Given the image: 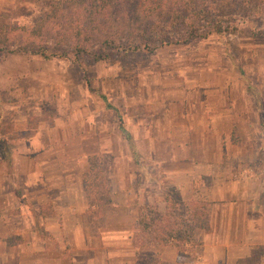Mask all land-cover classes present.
<instances>
[{
  "label": "crops",
  "instance_id": "crops-1",
  "mask_svg": "<svg viewBox=\"0 0 264 264\" xmlns=\"http://www.w3.org/2000/svg\"><path fill=\"white\" fill-rule=\"evenodd\" d=\"M189 70L193 72L189 74ZM224 70L208 67L199 59L193 61L177 70L179 83L162 85L155 103H151L154 101L149 98L151 93H144L141 105L132 102L123 106L124 111L131 106V114L118 109L121 115L115 125L101 122L98 139L90 133L82 138L94 142L93 150L82 152L109 155L115 174L123 169L120 160H125L127 166L132 164L143 177L147 189L159 185L161 195V189L169 186L177 191L181 201L210 203L208 226L196 232L201 247L193 255L189 253L181 258L175 248L152 247L148 243L165 264H236L247 259L257 246L263 248L261 264H264V194L253 191V179L247 177L242 166L248 162L245 155L252 151H244L238 144L231 149L229 161L222 162V153L228 152L227 145L228 148L236 145L228 139L256 134L257 121L245 87L235 85L228 89L223 84L225 80L219 83L217 74ZM208 73L212 75L209 81ZM152 84L145 83L142 87L147 89ZM137 105L141 107L138 114L134 110ZM93 115L89 114L91 118ZM261 124L259 118L258 125ZM124 131L132 151L125 146ZM114 138L119 140V145ZM223 140H226L224 148ZM76 141L75 135L70 137L65 151L76 153ZM17 142V146L22 143L23 149L15 148L9 170L0 162L4 168L0 171V264H112L110 254L118 250L117 246L123 248L117 241L113 245L103 242L105 255L93 261L84 240L80 219L87 206L79 176L86 166L78 174L75 165L69 171L63 163H55L51 158L41 164L37 160L29 162L30 154L64 144V141L56 144L51 132L43 136L35 133ZM129 152L135 153L137 161ZM225 167H230L228 172ZM124 174H120V180ZM109 196L110 208L127 204L128 194L121 186L112 189L109 185ZM146 197L144 206L151 198L148 192ZM11 211H15L14 218L8 216ZM107 233L116 235L123 230L117 227ZM141 249L126 250L129 254L134 252L130 254L133 262L144 252ZM64 252H70V257H65Z\"/></svg>",
  "mask_w": 264,
  "mask_h": 264
},
{
  "label": "rangeland",
  "instance_id": "rangeland-1",
  "mask_svg": "<svg viewBox=\"0 0 264 264\" xmlns=\"http://www.w3.org/2000/svg\"><path fill=\"white\" fill-rule=\"evenodd\" d=\"M243 1L234 0L236 4H233L237 6ZM249 1L252 2L248 6L246 3L240 6L235 15L222 18L235 28V34H210L204 39L188 41L185 45L158 46L148 31L155 20L145 18L133 1L119 4L118 8L114 7L110 11V15L116 18L117 22L108 23V32L103 37H112L114 43L111 45L103 46L100 42L102 38L83 40L75 37L72 32L65 31V25L73 18L69 9L63 10L62 15L52 19L37 39L26 38L17 31L12 32L9 41L12 50L21 46L30 51L42 46L48 50L57 49L60 53L63 52L66 58L44 60L33 54L1 57L0 162H4L9 170L8 164L14 157L13 151L22 146V143L17 146L18 139L26 140L35 133H41L43 136L46 132H51L56 144L63 141L64 144H58L57 149L51 147L48 151L42 149L30 154L29 162L37 160L41 164L51 158L55 163H63L69 171L71 165H75V172L79 174L85 167L87 156L82 150L94 149L93 140L82 139L84 134H93V137L98 139L101 134V122L115 125L121 112H133L131 106L127 111H124L123 106L131 105L132 102L141 105L144 102V93H151L149 98L154 99L151 103H155L162 85L179 83L177 70L199 59L208 67L226 68L217 74L219 83L225 80L223 84L228 89H233L235 85L245 87V92L251 97L257 133L250 134L248 138H229V143L233 140L236 145L228 148L226 143L228 152L222 153V162L229 161L231 149L234 150L238 144H241L239 146L244 151H252L250 155H245L248 162L242 166L245 167L247 177L253 179V191L264 194V0ZM250 9L253 10L249 11ZM48 13L49 8L45 0H0V24L10 27L29 28L34 21L47 16ZM214 14L217 15V11H214ZM207 29L205 23L199 24L197 33L203 35ZM182 31L179 28L177 34ZM177 34L174 35L176 38L184 36ZM128 41L137 45L138 50H125ZM143 43H147L152 50H143ZM76 45L82 46L86 54L77 56L73 50ZM203 55L206 57L201 60ZM74 61H77V64ZM192 72L189 70V74ZM211 73H208V81ZM152 82L154 84L151 87H142V84ZM140 108L138 105L134 106L137 114ZM118 109L121 110L120 113ZM89 114L94 115L91 118ZM259 118L262 121L261 126L258 125ZM73 135L77 140L74 144L76 153H68L65 151L68 147L67 140ZM126 136L124 131L125 146L132 151L129 137ZM114 139L119 145V140ZM225 141L223 140L222 148ZM61 145L63 147H60ZM100 155L103 158V173L107 179L110 178L109 185L112 189L117 188V185L121 186L128 194V200L125 206L109 208L98 220L81 217L84 240L93 261H98L105 255L103 242L113 245L117 241L123 248L119 249L117 246L118 250L110 254L113 256L112 264H139L143 258L151 255L153 249L147 242L141 249L144 252L138 255L137 262H133L134 258L130 254L134 252L129 254L126 250L139 248L130 245V237L133 234L130 226L136 211L144 206L142 202L147 199V192L151 196L148 205H155L160 212L163 211L159 185H152L147 189L143 177L132 164L127 166L125 160H120L123 169L115 174L113 160L109 155ZM129 155L137 161L135 153L129 152ZM3 169L0 167V171L3 172ZM225 169L228 172L230 167ZM123 173L124 178L120 180V174ZM146 180L149 179L146 177ZM154 180L157 181L156 178ZM27 207L30 211L29 203ZM210 207L211 205L209 211ZM15 215V211L8 214L11 218ZM117 227H121L123 233H107ZM189 253L193 255L195 249L188 250L187 255ZM64 255L70 257V252H64ZM82 257L79 256V259ZM159 264L165 262L159 259Z\"/></svg>",
  "mask_w": 264,
  "mask_h": 264
},
{
  "label": "trees",
  "instance_id": "trees-1",
  "mask_svg": "<svg viewBox=\"0 0 264 264\" xmlns=\"http://www.w3.org/2000/svg\"><path fill=\"white\" fill-rule=\"evenodd\" d=\"M131 1L145 18L155 20L148 31L158 46L185 45L188 41L204 39L210 34H235V28L222 18L235 15L240 6L245 3L248 6L252 2L244 0L236 6L234 0H45L49 13L34 21L29 28L0 24V59L4 56L25 54L38 55L44 60L66 58L65 54L57 49L48 50L40 46L26 51L18 46L12 50L9 45L10 35L15 31L26 38L41 37L45 26L58 15H62L65 9L73 13V18L64 27L65 31L72 32L75 37L83 40L102 38L100 42L103 46L111 45L114 43L113 38L103 37L108 32V23L116 21L110 11L114 7L118 8L119 4ZM251 10L253 9L249 11ZM214 11L218 14L215 15ZM202 23H205L208 29L206 33L199 35L197 32L199 24ZM63 26L64 24L61 28ZM179 28L183 30L182 38L174 36L179 33ZM126 44L125 50H138L137 45L131 41ZM141 46L145 51L152 50L147 43ZM73 50L77 56L86 54V50L80 45L73 47ZM74 62L77 64V61ZM85 166L86 170L80 177L81 190L87 206L84 217L95 221L111 206L109 181L103 173V158L100 154L87 155ZM161 200L164 204L162 212L155 205H146L136 211L130 245L142 248L148 242L152 247H171L175 248L181 257H185L192 248L198 250L201 243L196 238V232L207 229L210 203L181 201L177 191L169 186L161 189ZM262 258L263 248L257 246L247 259L237 261L236 264H261ZM139 264H159L157 252L151 253Z\"/></svg>",
  "mask_w": 264,
  "mask_h": 264
}]
</instances>
